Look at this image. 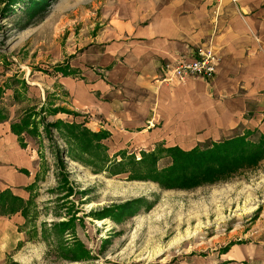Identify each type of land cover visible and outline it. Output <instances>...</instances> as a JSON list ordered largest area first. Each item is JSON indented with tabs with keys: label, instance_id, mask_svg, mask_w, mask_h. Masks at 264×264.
<instances>
[{
	"label": "rangeland",
	"instance_id": "374dc122",
	"mask_svg": "<svg viewBox=\"0 0 264 264\" xmlns=\"http://www.w3.org/2000/svg\"><path fill=\"white\" fill-rule=\"evenodd\" d=\"M106 1L0 0V107L11 121L33 108L40 152L35 180L18 196L25 214L0 208V264H185L231 246L264 250V158L226 180L166 189L66 156L64 131L48 124L76 114L56 67L92 64Z\"/></svg>",
	"mask_w": 264,
	"mask_h": 264
},
{
	"label": "crops",
	"instance_id": "0c3cea01",
	"mask_svg": "<svg viewBox=\"0 0 264 264\" xmlns=\"http://www.w3.org/2000/svg\"><path fill=\"white\" fill-rule=\"evenodd\" d=\"M105 6L92 64L70 65L75 72L65 75V88L67 109L76 114L67 117L107 131L102 142L110 156L160 143L189 150L243 129L264 133V0H107ZM206 45L219 57L211 78L161 80L165 63L190 60ZM11 120H0V192L26 198L39 145L22 133L21 146ZM185 264H264V250L231 246Z\"/></svg>",
	"mask_w": 264,
	"mask_h": 264
},
{
	"label": "trees",
	"instance_id": "16d2710c",
	"mask_svg": "<svg viewBox=\"0 0 264 264\" xmlns=\"http://www.w3.org/2000/svg\"><path fill=\"white\" fill-rule=\"evenodd\" d=\"M56 68L64 75L75 72L67 65ZM32 110L31 107L24 111L22 116L10 124V130L18 137L21 146L25 145L22 133L31 137L37 135ZM6 117L0 107V120ZM48 125L64 131L61 134L62 139L69 145L64 151L66 156L89 166L98 164L99 171H106L109 175L127 173L128 180H150L166 189L192 188L200 184L226 180L241 168L256 166L258 161L264 158V133H261L256 141H250L247 139L250 130L219 141H209L206 145L198 144L189 150L177 145L163 146L160 143L153 150L140 151V156L136 159L133 153L127 154L124 150L110 156L102 142L109 136L105 130L92 131L83 122L64 120H57ZM117 155L119 159L116 158ZM163 156L169 157L170 161L167 166L159 168L156 164ZM6 200H9L7 207L4 204ZM25 207L23 201L8 189L1 190V212L18 211L19 208L23 211ZM123 207H125L123 204L118 206L120 209ZM22 213L25 214L24 211ZM103 215L102 217L108 216Z\"/></svg>",
	"mask_w": 264,
	"mask_h": 264
},
{
	"label": "built area",
	"instance_id": "2783aa9c",
	"mask_svg": "<svg viewBox=\"0 0 264 264\" xmlns=\"http://www.w3.org/2000/svg\"><path fill=\"white\" fill-rule=\"evenodd\" d=\"M194 56L190 60L180 59L174 63L163 65L162 81L183 82L190 77L201 79L211 78L216 70L219 57L217 53L208 45L198 47L194 51Z\"/></svg>",
	"mask_w": 264,
	"mask_h": 264
}]
</instances>
